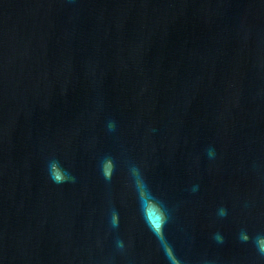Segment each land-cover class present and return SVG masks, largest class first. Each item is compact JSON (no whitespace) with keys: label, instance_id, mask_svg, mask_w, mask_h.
<instances>
[{"label":"water","instance_id":"obj_1","mask_svg":"<svg viewBox=\"0 0 264 264\" xmlns=\"http://www.w3.org/2000/svg\"><path fill=\"white\" fill-rule=\"evenodd\" d=\"M0 264H264V0H0Z\"/></svg>","mask_w":264,"mask_h":264},{"label":"clouds","instance_id":"obj_2","mask_svg":"<svg viewBox=\"0 0 264 264\" xmlns=\"http://www.w3.org/2000/svg\"><path fill=\"white\" fill-rule=\"evenodd\" d=\"M111 169H112L111 161H106L105 167H104L105 176H110ZM133 172L135 173V169H133ZM49 174H50L51 179L55 183H62L65 180V176L63 175V173H62L61 169L59 168L58 164L55 163V162H53L50 165Z\"/></svg>","mask_w":264,"mask_h":264}]
</instances>
